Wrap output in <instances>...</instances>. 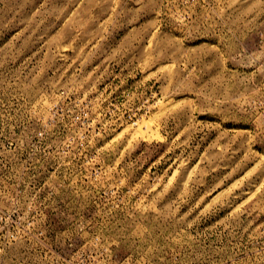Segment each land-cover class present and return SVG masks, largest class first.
I'll return each mask as SVG.
<instances>
[{
    "label": "rangeland",
    "instance_id": "1",
    "mask_svg": "<svg viewBox=\"0 0 264 264\" xmlns=\"http://www.w3.org/2000/svg\"><path fill=\"white\" fill-rule=\"evenodd\" d=\"M0 264H264V0H0Z\"/></svg>",
    "mask_w": 264,
    "mask_h": 264
}]
</instances>
